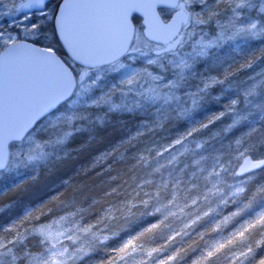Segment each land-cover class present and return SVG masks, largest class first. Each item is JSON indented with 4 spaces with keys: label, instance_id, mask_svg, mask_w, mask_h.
<instances>
[{
    "label": "snow or ice",
    "instance_id": "snow-or-ice-1",
    "mask_svg": "<svg viewBox=\"0 0 264 264\" xmlns=\"http://www.w3.org/2000/svg\"><path fill=\"white\" fill-rule=\"evenodd\" d=\"M0 264H264V0H0Z\"/></svg>",
    "mask_w": 264,
    "mask_h": 264
},
{
    "label": "trees",
    "instance_id": "trees-1",
    "mask_svg": "<svg viewBox=\"0 0 264 264\" xmlns=\"http://www.w3.org/2000/svg\"><path fill=\"white\" fill-rule=\"evenodd\" d=\"M49 187H50V184L47 182L45 184L38 186L32 193L31 198L33 200L42 198L44 195L48 194Z\"/></svg>",
    "mask_w": 264,
    "mask_h": 264
}]
</instances>
